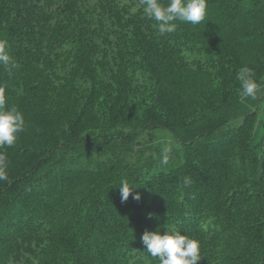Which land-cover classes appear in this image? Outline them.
<instances>
[{
    "label": "trees",
    "instance_id": "obj_1",
    "mask_svg": "<svg viewBox=\"0 0 264 264\" xmlns=\"http://www.w3.org/2000/svg\"><path fill=\"white\" fill-rule=\"evenodd\" d=\"M175 23L161 35L140 0H0V86L26 122L0 147V264H160L142 236L167 231L198 264H264V0Z\"/></svg>",
    "mask_w": 264,
    "mask_h": 264
},
{
    "label": "clouds",
    "instance_id": "obj_2",
    "mask_svg": "<svg viewBox=\"0 0 264 264\" xmlns=\"http://www.w3.org/2000/svg\"><path fill=\"white\" fill-rule=\"evenodd\" d=\"M145 16L155 22L159 33H173L177 29L175 21L186 22L192 25L200 24L205 20L207 13V0H140ZM7 41L0 40V65L15 66V62L8 54ZM240 82L241 99H255L261 84L254 78L251 69L245 67L237 76ZM5 89L0 86V147H11L18 138V134L25 129V118L15 107H6ZM172 149L165 148L161 153L160 163L167 165ZM6 156L0 152V181L8 180L6 175ZM185 184H190L191 179L186 177ZM123 201H127L132 193V188L127 181H122L118 187ZM139 200V194L133 197ZM142 242L146 251L154 258H158L160 264H198L201 260L200 242L187 235H181L179 231L161 235L159 232H145Z\"/></svg>",
    "mask_w": 264,
    "mask_h": 264
},
{
    "label": "rangeland",
    "instance_id": "obj_3",
    "mask_svg": "<svg viewBox=\"0 0 264 264\" xmlns=\"http://www.w3.org/2000/svg\"><path fill=\"white\" fill-rule=\"evenodd\" d=\"M264 133V128L260 130L259 134L262 135ZM165 135H167L166 137H164V139L167 141V144H171L170 141L172 139V137L170 136L169 133L164 132Z\"/></svg>",
    "mask_w": 264,
    "mask_h": 264
}]
</instances>
